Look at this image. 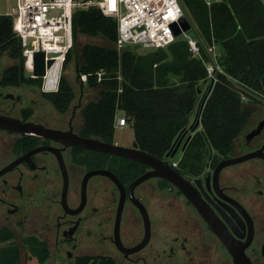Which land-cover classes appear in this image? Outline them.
Returning <instances> with one entry per match:
<instances>
[{
    "label": "flooded vegetation",
    "instance_id": "obj_1",
    "mask_svg": "<svg viewBox=\"0 0 264 264\" xmlns=\"http://www.w3.org/2000/svg\"><path fill=\"white\" fill-rule=\"evenodd\" d=\"M83 86H79L78 96L67 111L59 112L47 98V92L35 84L0 82V115L83 136ZM245 98L248 114L231 152L226 155L205 152L203 168L197 172L181 165L193 134L200 129L199 126L193 131L189 129L192 120L181 130L179 146L170 161L188 181L200 205L216 220L221 235L213 231L174 185L165 179L150 178L155 182L138 193L137 188L144 182L141 183L134 195L146 208L149 198L155 194L162 196L166 208L176 209L184 219L178 226L163 227L160 232L153 231L151 223L149 240L137 251L131 249L144 238L143 222L140 232L136 228L129 232L119 230V239L127 250L122 252L112 242L115 223L112 207L115 205L116 210L118 200L115 185L101 175L84 178L90 171L107 169L100 163L90 164L91 150L1 128L0 228L17 229L23 234L24 248L29 249L26 239L34 238L39 247L51 249L49 257L40 264L63 257L74 263L80 256H107L117 264H235L224 240H230L231 247L253 264H264V87L260 92L245 94ZM243 156L245 159L216 170L221 161ZM148 169L146 166L145 171ZM126 201L130 202L128 198ZM107 240L119 259L112 256ZM82 249L94 254H78ZM74 252L77 254L72 257Z\"/></svg>",
    "mask_w": 264,
    "mask_h": 264
},
{
    "label": "trees",
    "instance_id": "obj_2",
    "mask_svg": "<svg viewBox=\"0 0 264 264\" xmlns=\"http://www.w3.org/2000/svg\"><path fill=\"white\" fill-rule=\"evenodd\" d=\"M178 2L185 17L192 21L188 33L199 40L200 58L191 57L182 34L164 47L144 48L147 50L143 52L139 51L141 46L127 45L118 52L114 48L116 20L104 16L95 6L75 9L73 46L80 35L101 37L106 42L105 45L84 43L78 56L77 74L87 75L86 86L98 91L96 99L81 108V135L113 143L114 118L117 111H122L133 131L132 147L163 158L176 135L196 117L200 129L193 134L181 165L197 172L203 168L205 152L220 155L231 152L248 114L245 94L263 90L264 3L261 0H217L210 5L205 0ZM213 43L220 46L218 62L222 72L215 71L214 77L208 79L203 62L208 60L207 49ZM71 51L72 48L65 63ZM0 52H7L17 61L3 70L2 85H41L40 78L26 74L22 47L12 30L10 16L0 15ZM99 70L103 74L98 81ZM46 95L57 111L65 112L76 93L68 80L61 77L57 90ZM89 153L90 164L100 163L123 185L146 169L145 165L124 157ZM12 238L11 231L0 228V244ZM26 242L39 263L49 257L48 249L39 247L36 239H26ZM0 250V264H19L14 244ZM73 264L117 263L107 256H80Z\"/></svg>",
    "mask_w": 264,
    "mask_h": 264
},
{
    "label": "built area",
    "instance_id": "obj_3",
    "mask_svg": "<svg viewBox=\"0 0 264 264\" xmlns=\"http://www.w3.org/2000/svg\"><path fill=\"white\" fill-rule=\"evenodd\" d=\"M212 1L205 0L207 5ZM97 7L104 16L116 20L114 48L120 52L127 45L142 48L164 47L171 43L173 24L184 16L178 0H0V15L10 16L12 30L19 38L24 58V69L30 78L41 79L43 92L56 91L66 55L73 46L72 15L77 8ZM6 9L8 11H1ZM188 42L192 58H200L199 40L188 32L182 33ZM216 44L208 47L204 61L207 78L212 79L220 66L215 62ZM44 53L45 73L34 74L33 54ZM51 61L50 65L47 62ZM103 71L96 72L101 80ZM81 83L87 75H78ZM120 79V76H117ZM120 90V89H118ZM124 117H117L114 127H124ZM175 165V163H173Z\"/></svg>",
    "mask_w": 264,
    "mask_h": 264
},
{
    "label": "water",
    "instance_id": "obj_4",
    "mask_svg": "<svg viewBox=\"0 0 264 264\" xmlns=\"http://www.w3.org/2000/svg\"><path fill=\"white\" fill-rule=\"evenodd\" d=\"M191 30V23L185 16H182L178 24H173V35L175 37L181 35L182 33L188 32ZM34 61V74L36 76H43L45 73V61L44 53L37 51L33 54ZM51 61L47 62V65H50ZM83 83H80L82 86ZM212 87V81L209 83V90ZM193 125H190L189 129L191 131L195 130L199 126V119L195 117ZM0 128L6 129L22 134L38 135L53 138L55 140L61 141L66 145H73L83 149L106 153L109 155H115L118 157H124L138 163H141L147 166L149 169L144 173L132 180L127 187H125L118 177L108 169H96L90 171L85 175V179L92 175H101L105 176L111 180L115 185L118 191V200L115 210V223H114V236L112 239L113 244L120 251L126 252L127 250L121 244L119 239V230H120V221L122 217V212L124 209L126 198L131 202V204L138 210L140 217L143 222L144 229V238L143 240L131 251H137L141 249L149 240L151 232V221L149 214L145 205L134 195L135 188L141 183L145 182L150 178H160L169 181L172 185L181 192L191 204H193L198 212L201 214L203 219L211 226L213 231L221 235V232L218 229V224L216 220L209 214L207 211L200 205L199 198L197 195L191 191L188 181L171 165L170 161L173 158L174 153L176 152L179 143L178 139L182 131L174 139L170 149L165 153L163 158H158L153 156L145 151H142L135 147H124L114 143H109L100 140L96 137H83L73 133H62L53 129L46 128L42 125L34 124L32 122H22L19 119L0 115ZM189 137L186 139L184 146L187 144ZM245 159V156L239 158H231L221 161L216 170L221 169L223 166L231 163H235ZM84 179V180H85ZM84 186V185H83ZM84 193V188H83ZM84 197V196H83ZM228 250L233 254L235 259V264H253L246 255L234 248L231 247V242L225 241Z\"/></svg>",
    "mask_w": 264,
    "mask_h": 264
},
{
    "label": "rangeland",
    "instance_id": "obj_5",
    "mask_svg": "<svg viewBox=\"0 0 264 264\" xmlns=\"http://www.w3.org/2000/svg\"><path fill=\"white\" fill-rule=\"evenodd\" d=\"M264 3V0H261ZM1 11H8L6 9H3ZM185 16V15H184ZM188 21L192 24V21L186 17ZM84 43H93V44H99V45H105L106 42L101 37H90L86 35H80L78 37V42L76 45L72 46V51L70 52V59L67 61V63L64 62L62 72H61V77H65L72 88L74 89L76 96H78L79 92V86H80V78L76 72V66L77 63L79 62V54H80V49L82 44ZM220 46L216 44V48L214 49L217 55L215 56V62H218V58L220 56ZM147 49L141 48L139 51H146ZM17 63L15 59H12L8 56L7 52H0V72L2 69H5L7 67L13 66ZM83 89L85 91L84 97L82 100V103H86L89 100H94L97 97V90L96 89H90L86 86V82L83 83ZM39 90H41V85L36 86ZM248 101L245 96H244V102ZM117 117H124L122 111H117L116 116L114 118V121ZM125 118V117H124ZM114 144L121 145L124 147H132L133 143V131L131 126L127 123L124 127H114ZM155 180H147L143 184H141L136 192L141 193L146 187L151 185ZM108 185V184H107ZM108 187H112L111 185H108ZM164 199L162 196H157V194L153 195V197L149 198L146 201V206L148 209V213L150 215V220L153 226V231L155 232H160L163 227H170L173 228L175 226H178L180 223L181 219H184V217H181L180 213L175 209V210H168L166 206L164 205ZM112 215H114L115 212V205L112 207ZM142 227V221L140 214L138 210L128 201L125 202L124 209L122 212V218H121V225H120V230L121 232L126 231L129 232L136 228L137 232L141 231ZM17 230V229H16ZM12 229L15 234V238H12V240L5 241L0 244V248L5 247L6 245L9 244H14L19 253V264L21 261V264H38L37 261L35 260L34 256L31 254V251L28 248H24L22 245V241L24 238H22L23 234L19 233ZM25 241V240H24ZM153 243H157V239H153ZM106 246L111 250L112 256L118 257L119 255L117 254L114 246L112 245L111 242L108 240L106 241ZM51 249H48V252L50 253ZM1 252V250H0ZM78 254H94L91 251L82 249L81 251L77 252ZM76 252L73 253L72 257L77 254ZM106 254L110 255V252H106ZM119 259V257H118ZM45 264H73V260L71 259H66L65 257L62 258V260H57L54 261L52 259H48Z\"/></svg>",
    "mask_w": 264,
    "mask_h": 264
},
{
    "label": "crops",
    "instance_id": "obj_6",
    "mask_svg": "<svg viewBox=\"0 0 264 264\" xmlns=\"http://www.w3.org/2000/svg\"><path fill=\"white\" fill-rule=\"evenodd\" d=\"M38 263V262H37ZM20 264H21V261H20ZM38 264H40V263H38Z\"/></svg>",
    "mask_w": 264,
    "mask_h": 264
}]
</instances>
